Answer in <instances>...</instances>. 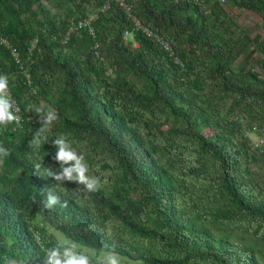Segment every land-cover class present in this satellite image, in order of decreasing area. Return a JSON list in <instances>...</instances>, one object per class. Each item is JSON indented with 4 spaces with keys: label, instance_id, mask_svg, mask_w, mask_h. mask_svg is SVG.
Masks as SVG:
<instances>
[{
    "label": "trees",
    "instance_id": "1",
    "mask_svg": "<svg viewBox=\"0 0 264 264\" xmlns=\"http://www.w3.org/2000/svg\"><path fill=\"white\" fill-rule=\"evenodd\" d=\"M106 1L0 0V39L19 60L0 45L19 108L0 127V264H45L65 239L93 264L109 252L121 264H264V145L249 137L264 133V0H124L130 14ZM90 13L93 34L67 36ZM38 106L58 120L30 146ZM60 135L96 191L36 172L59 171ZM48 191L66 207L46 209Z\"/></svg>",
    "mask_w": 264,
    "mask_h": 264
},
{
    "label": "clouds",
    "instance_id": "2",
    "mask_svg": "<svg viewBox=\"0 0 264 264\" xmlns=\"http://www.w3.org/2000/svg\"><path fill=\"white\" fill-rule=\"evenodd\" d=\"M34 110L37 113L38 123L41 127L34 134L32 141H30V146L40 145L43 140H46L47 137L42 136V133L58 120L55 109L51 107L45 110L44 107L38 106ZM18 111L15 101L10 96L8 77L0 75V127L7 128L9 124L18 123ZM52 144L57 149L53 159L59 163V171H54L51 167H44L43 163H37L35 166L37 173L43 169L42 175L55 181L54 185L57 188L64 186L66 181L74 182L78 185L73 190L74 194L80 191H96L100 187V178L89 174L90 169L85 156L78 154L70 145L66 136H58L53 140ZM9 155V151L5 147L0 146V165H3L4 158ZM81 185L83 186L82 189L79 187ZM57 204H61V207H66L67 202L61 203L59 196L48 191L44 207L51 209ZM45 257V264H93L89 255L79 251L78 246L67 239L59 247L49 248ZM4 264H16V261L5 258ZM99 264H121V258L117 254L109 252L105 254Z\"/></svg>",
    "mask_w": 264,
    "mask_h": 264
},
{
    "label": "built area",
    "instance_id": "3",
    "mask_svg": "<svg viewBox=\"0 0 264 264\" xmlns=\"http://www.w3.org/2000/svg\"><path fill=\"white\" fill-rule=\"evenodd\" d=\"M116 2L121 9H123L127 14L131 13V7L129 5H127L125 3L124 0H107L106 2ZM195 2H199L201 0H194ZM215 2H220L223 3L224 0H213ZM108 9V3H105L104 5H102L100 7V12H105ZM97 19V15L95 13H90L88 14V16L82 20L77 21L76 24H73L70 28L69 31L67 33V36H69L70 33H74L75 31L79 30V29H88L90 34H93V28L91 27V23H93L95 20ZM132 23L134 25V27L136 29H139L141 27L139 21L136 19V17H132L131 18ZM147 32V31H146ZM148 33V32H147ZM148 35H150V33H148ZM128 36V33H125V37ZM0 45H3L4 47H6L7 49H10L11 51V55L14 57V59L16 60V62H18V54L17 52L11 47L10 43L5 40V39H0ZM11 96V95H10ZM12 98V97H11ZM13 100V99H12ZM19 109V108H18ZM19 113V111H18ZM258 140L255 142L254 141V146L257 148L261 145H264V133L261 134L260 136H258L257 138ZM36 239L39 240V237L36 236Z\"/></svg>",
    "mask_w": 264,
    "mask_h": 264
},
{
    "label": "rangeland",
    "instance_id": "4",
    "mask_svg": "<svg viewBox=\"0 0 264 264\" xmlns=\"http://www.w3.org/2000/svg\"><path fill=\"white\" fill-rule=\"evenodd\" d=\"M234 19H236L243 27L247 28L250 33H254L260 30L262 22H260L259 19H257L252 13H245L243 11H235V14L233 15ZM257 134H250L249 137L252 139V141H257L258 139ZM57 237H59L58 234H56ZM244 241H249V239L244 238ZM105 254H100L98 256L99 259H103Z\"/></svg>",
    "mask_w": 264,
    "mask_h": 264
}]
</instances>
